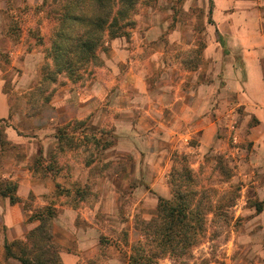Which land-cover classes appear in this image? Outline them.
<instances>
[{
  "label": "rangeland",
  "instance_id": "obj_1",
  "mask_svg": "<svg viewBox=\"0 0 264 264\" xmlns=\"http://www.w3.org/2000/svg\"><path fill=\"white\" fill-rule=\"evenodd\" d=\"M64 1L0 0V93L9 108L0 118V180L18 183L32 174L53 189L18 195L14 218L24 222L12 236L1 225L0 238L25 240L38 225L31 214L52 205L60 255L82 248L95 252L83 264H129L134 246L153 248L142 228L158 216L160 198L173 199L179 173L182 190L197 192L189 198L192 207L200 202L206 232L189 256L156 264H264V212L255 209L264 202V171L250 162L251 146L240 138L249 129L240 136L236 129L219 131L204 152L199 133L179 138L142 109L145 91L155 95L175 72L210 64L216 71L203 56L213 36L207 29L215 25L206 9L210 0L141 1L130 38H108L97 51L99 62L77 73L79 79L55 76L49 55L57 24L49 12ZM152 28L158 33L141 42L140 33ZM114 42L129 52L117 51ZM0 199L7 210L9 199ZM0 264L20 263L2 256Z\"/></svg>",
  "mask_w": 264,
  "mask_h": 264
},
{
  "label": "crops",
  "instance_id": "obj_2",
  "mask_svg": "<svg viewBox=\"0 0 264 264\" xmlns=\"http://www.w3.org/2000/svg\"><path fill=\"white\" fill-rule=\"evenodd\" d=\"M167 1L159 0L160 5ZM258 1L260 7L252 8L250 0H210L206 9L210 8L208 14L212 15L215 25L207 29L213 32V36L208 39L203 56L206 62L212 61L216 71L210 64L209 69L204 66L193 71H182L178 75L175 72L171 82L166 83L155 95L145 91L142 109L160 127L172 130L179 138L199 133V148L204 152L211 150L218 140L219 131L222 133L226 129L228 132L229 129H236L239 135L249 129L246 140L245 137L240 138L251 146V152L248 153L250 162L264 171V10L261 8L264 7V0ZM153 33H158L156 28L142 31L140 41L150 43V40L145 39H149ZM161 44L158 42L156 45ZM170 44L174 45L173 41ZM112 46L117 51L129 52L128 47H118L117 42ZM151 59L158 61L161 58L154 55ZM136 72V76L141 75ZM141 89L143 91L146 87ZM153 109H157L162 117H155ZM8 113V99L1 92L0 118H5ZM18 184V195L23 199L31 191L35 194L53 191L50 183H42L32 174L24 175ZM16 207L11 205L5 210L4 201L0 199V227L7 226L9 235L24 222L23 216L14 218ZM4 241V237L0 238V242L4 244ZM81 252H62V263L83 264V261L95 256V252ZM2 256L3 249L0 250Z\"/></svg>",
  "mask_w": 264,
  "mask_h": 264
},
{
  "label": "trees",
  "instance_id": "obj_3",
  "mask_svg": "<svg viewBox=\"0 0 264 264\" xmlns=\"http://www.w3.org/2000/svg\"><path fill=\"white\" fill-rule=\"evenodd\" d=\"M141 1L65 0L57 9L50 11L49 15L57 23L49 52L54 61L55 76L68 74L79 79L80 74L77 73L99 62L97 51L108 38H130L129 29L136 25L134 11ZM178 175L176 173L172 180L173 199L160 198L158 216L145 222L142 228L147 243H151L153 248L145 249L142 243L134 246L136 253L130 256L129 264H156L157 259L163 257L182 259L202 241L206 228L201 204L197 202L192 207L189 198L197 192L183 191L182 177ZM186 176L191 179L190 174ZM0 197L9 199L11 205L20 203L18 183L0 180ZM55 209L47 205L31 214L29 221L38 222V225L26 234L25 240H5L6 261L63 264L53 242ZM255 209L261 213L263 203L259 202Z\"/></svg>",
  "mask_w": 264,
  "mask_h": 264
}]
</instances>
